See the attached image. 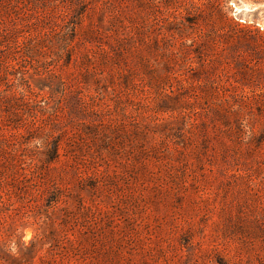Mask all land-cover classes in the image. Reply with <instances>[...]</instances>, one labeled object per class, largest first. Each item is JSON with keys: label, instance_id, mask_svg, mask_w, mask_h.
<instances>
[{"label": "rangeland", "instance_id": "rangeland-1", "mask_svg": "<svg viewBox=\"0 0 264 264\" xmlns=\"http://www.w3.org/2000/svg\"><path fill=\"white\" fill-rule=\"evenodd\" d=\"M0 264H264V0H0Z\"/></svg>", "mask_w": 264, "mask_h": 264}, {"label": "trees", "instance_id": "trees-1", "mask_svg": "<svg viewBox=\"0 0 264 264\" xmlns=\"http://www.w3.org/2000/svg\"><path fill=\"white\" fill-rule=\"evenodd\" d=\"M56 155V154H55ZM55 159V156H54V154H53V160Z\"/></svg>", "mask_w": 264, "mask_h": 264}]
</instances>
